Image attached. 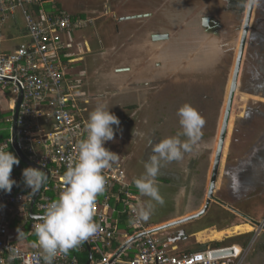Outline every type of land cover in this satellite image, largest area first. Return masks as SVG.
Listing matches in <instances>:
<instances>
[{"label": "rangeland", "instance_id": "obj_1", "mask_svg": "<svg viewBox=\"0 0 264 264\" xmlns=\"http://www.w3.org/2000/svg\"><path fill=\"white\" fill-rule=\"evenodd\" d=\"M146 1L147 3L149 2L148 5L146 4ZM246 2L247 0H245V4ZM52 4H55L57 6L61 4L63 7L61 6L60 8H67L66 10L69 9L68 11L72 9L73 12L77 11V13H86L89 17H91L89 19L91 21L90 25L92 27L94 26L93 30L97 33V37L101 35L100 38L102 39V41L100 40V44L97 43V48L93 50V53H97V56H95L94 59L91 58L92 60H89V57L88 59H84L86 67H88L87 65H90V62L95 67V72H92L90 77L86 78V87L87 90L91 92L90 95L93 100V103L90 104V111H93L98 105H101L104 102L103 101L100 104L97 100L103 98L106 99L107 97H109V104L103 105L107 109H109L111 113L115 114L120 120V131H116L114 139L111 141H107L105 144L106 148L110 151L117 149L123 152L124 155H122L121 152L119 153L122 156L120 157L121 159L118 158L116 162L124 166H133V161H136L133 160L131 162L127 158V155L129 153L136 152V159H139L141 156L144 155L148 156L152 150L150 144H148L150 139L152 138L151 129L156 130L157 127L162 125L163 127L159 129V135H162L163 132H166L165 129H168L171 132L170 137L176 136L178 132L182 131L181 126H177L176 117L175 120H173V122H175L174 124H172L173 122L165 123L161 120H157L158 122L156 121L154 123L149 122L148 124H144V122L138 118L139 113L142 111V105L140 104H143V102L141 99L138 98V96L136 97L137 94L141 96V92L139 91L140 89L137 88L138 86L135 85L130 88H126V85L122 87L123 90L121 91L122 94L120 95L122 96V98L120 97L121 102H116L120 103L118 109V111L120 110L119 112L111 108L116 103L115 101H113L114 98H111L113 94H115V91L108 90L111 87V84H109L108 77L109 70L111 69L110 66L113 65V67H115L118 64V61L123 62L121 58L124 57V55H121V53H126V50H129L127 49V47L132 45V40L130 41L131 43H125V45L123 46L120 45L123 40H126L125 42L128 41L127 38L129 37V35L124 32L125 28L120 26V23H122V21L120 20L119 16L124 15L128 12H142L143 9L145 11L146 9L149 10L150 8L155 12V15L149 20H147V18L137 20L139 21V25H135L133 27L134 30L139 27L140 30L150 29L153 31H165L169 28L172 36H170V40L166 42V45L163 47L164 50H162V52L164 53H158L152 50L150 51L151 55L149 56L152 57L153 61H165V71H167V73L168 71L172 73L174 71H181V69H184L185 62H187V64L189 65L191 63V66L193 64H197L199 61L198 58H200V55L203 54V46H198V42L203 39L205 34L199 26L200 14L213 13L216 15V17L220 18L225 23H227L228 18L232 17L230 14L227 13V10H225L223 7L224 4H226L225 0H52ZM245 4L242 10L243 12L245 10ZM243 12H239L238 15L235 16V20H239L240 23L242 22L244 16ZM115 15L117 17H115ZM254 15L255 10H253L250 25H252L253 20L255 19ZM15 19H18V21L22 22L19 13H16ZM9 22H12V20L8 21V23ZM128 28L130 29V27ZM250 32L251 31L249 28L241 67L239 69L238 87L234 92V96L229 110L228 120L231 119V125L228 121L227 128H229V126L230 128L227 129V133L225 134V139H227V143L226 148L224 144L225 149L223 148L222 151V157L216 181L217 185L214 192V194L218 197L219 200H221V202L225 201L227 203H230V201L228 200L238 199L237 196L242 194V191L248 184L249 196L251 195V198L248 196L249 198L247 197L248 199L246 200L242 197H240V199L238 200H234L237 201L236 205L238 206V208L241 206L243 211L245 212V214L242 215L243 217H239L238 215L237 217H239L238 219H243V221L245 222H247V218L253 217L251 219H254L257 216L256 214H260V204L262 202V197H264V193L260 192V189L256 188L257 185L260 186V183L263 182L261 178L264 174V140L262 137L263 127L258 130L259 122L261 121V119H259L258 117L264 114V89H261L260 91L256 89H252L254 91H251L248 89L249 84H251V80L260 76L264 78V48L262 47L260 42L257 41L256 37H253V34ZM125 35L127 36L126 38ZM89 37L91 38V43L94 45V43L97 41V38L92 35H89ZM137 37L140 38L141 33L134 35L133 39ZM239 37L240 27L237 32L236 38H233V57H235L236 54ZM101 43L102 47H100L99 49ZM103 45L106 46V50H108L107 53H104ZM119 50L121 52L117 53V51ZM131 55L132 56L130 59L134 60H130V62L136 64L135 55L133 53ZM156 55L159 57V59H156ZM161 55L164 58H161ZM138 61L139 60H137V62ZM151 61L152 60H149L148 63H150ZM143 62L144 60L142 61V59L140 58L139 64H142ZM106 63L108 65V68L105 67ZM89 69L90 68H88V70ZM135 69L139 74L140 65L132 67V70ZM146 70L149 71V67ZM230 71L231 70H229V72ZM98 80L102 85H99ZM154 80L155 82L153 87H143V89L147 90V95L149 93L150 95H152L150 96L151 100L149 102L156 99V94L153 93L154 91H157L156 93L159 94V92H163L164 90L167 91L169 87L174 88V85H170V81L165 82L164 79V81L162 79L159 80L157 76H155ZM177 81L178 85L185 84L182 80L179 82V80L177 79ZM229 83L230 79H228L225 83V87L222 93L223 100L220 103V107L217 112V118L213 124V130H210L209 133L204 132L205 134L204 137H202V140H200L199 143L197 145H194L193 147V151L196 150L197 153L200 154V158L197 162H203V164L201 166L196 162V170H192L191 173L193 174V176H196V173H201V176H205V181L202 184L203 190L198 193L199 198L203 196L205 197V192L208 189L210 170L212 168L211 164L213 162L214 157L213 150L215 149L214 145L216 146V139L219 135L221 122L227 103L226 98L228 94ZM183 87H186L187 89L192 88V91L190 93L186 92L184 88L179 89V91L183 95L188 94L190 97H193V99L195 98L194 104L199 106L200 104H198L197 99L198 90L196 89V87H194V85L188 84L183 85ZM93 92L96 94H93ZM83 94H85V92ZM85 96L86 94L84 95V97ZM132 97H134V101L129 99H132ZM134 102H136L137 104H133ZM127 104L128 106H126ZM133 105L136 107L134 108ZM163 108L159 107L158 109L161 110ZM199 109L202 110L203 108L200 107ZM248 110L250 111L249 115L251 118L248 120L249 123H244V126H246L245 128L241 124V122L244 119ZM131 112L132 114H130ZM163 119L166 118L163 116ZM113 128L115 130L116 126L113 125ZM216 129H218L217 134ZM235 133L238 134V138L236 137L237 139L233 140L235 138ZM208 136H211L210 140L206 139ZM180 139L184 141L187 138L181 136ZM134 148L136 150H133ZM257 158L258 162L256 160ZM168 163L167 168L163 167L161 171H163L164 175L168 176V180L171 181V183H169V185H171V188H168L167 186V190H165V192L167 191V193H169L170 195V201L168 194L164 191V194L159 193L163 199V203L151 200L150 198V203L152 207L148 219L146 221L148 223H154L155 221L162 219L163 217H165L164 215H167L168 211H171L173 209H177L180 212L181 204H183V202H186L185 196H189L190 194H192L193 189L190 188L191 183L186 181V179L192 176L191 174H189L187 163L180 167L177 165V163ZM173 169H175L176 171ZM142 173L143 171L141 170V168L136 169L137 175H141ZM252 183L256 184L254 188ZM228 186H232V188H229V191H225V195L221 192L220 197L218 195L220 189L225 188V190H227L226 187ZM235 192L239 195H237ZM177 203H179L178 207L176 206ZM214 206H216L214 208V211H218L219 209H221L219 208L218 204H214ZM247 215H250L251 217H247ZM241 220L238 221L241 222ZM254 220L257 219L255 218ZM171 221L172 220H169L165 223H169ZM200 224H202L201 221L195 220L192 224L189 225L190 228H187L189 231L194 232L201 228ZM174 227L175 226H172L170 228L175 229ZM171 232L172 230L168 229L161 230L159 231V235L167 236L170 235ZM252 233L253 235L251 236L250 240H253L254 237L256 238L257 231L255 232L253 230ZM188 241H193V238H189Z\"/></svg>", "mask_w": 264, "mask_h": 264}, {"label": "built area", "instance_id": "obj_2", "mask_svg": "<svg viewBox=\"0 0 264 264\" xmlns=\"http://www.w3.org/2000/svg\"><path fill=\"white\" fill-rule=\"evenodd\" d=\"M38 1L0 0V85L17 98L21 96L16 123L17 147L30 162L47 169L43 191L57 190L55 198L47 194L37 198L36 208L43 213L44 207L57 199L64 188V173L75 162L79 141L86 138L88 120L83 116L85 108H82L80 89L67 83L63 68L53 58L57 52L71 47V43L62 40L61 33L70 29L72 22L66 15L44 13L42 9L34 14L27 9V4ZM14 10L22 13L28 39L16 49L4 51L1 49V22ZM75 23L81 24L80 21ZM8 143H0V146H8ZM103 175L105 189L110 185L117 186L114 195L118 198L122 193L123 196L114 206L110 204L109 195H104L101 200L100 194L97 196L93 219L99 229L87 241L101 253L100 264H243L250 242L245 247L224 245L182 252L177 251L169 239L158 240L155 238L157 232H151L132 211L137 207L136 194L127 181L124 168L112 164L103 170ZM14 177L19 175L12 169L10 178ZM22 189L25 191L13 186L10 193L0 191V264H35L34 257L41 251L39 248L22 249L7 238L12 220L17 217V208L29 199L30 188L23 186ZM112 214H126L132 220L133 231L125 238L134 237L127 246L133 255L124 260L113 259L111 254L102 251L117 237ZM37 222L30 223L31 230ZM263 226L261 222L254 231L262 230ZM40 264H44L42 259ZM53 264H75V258L69 259L66 254L58 253Z\"/></svg>", "mask_w": 264, "mask_h": 264}, {"label": "crops", "instance_id": "obj_3", "mask_svg": "<svg viewBox=\"0 0 264 264\" xmlns=\"http://www.w3.org/2000/svg\"><path fill=\"white\" fill-rule=\"evenodd\" d=\"M37 3H39L40 5H43L42 12L53 13L56 11V8H57L59 11H61V13H60L61 16L62 15L68 16L70 18V21L72 22V27L70 29L64 30L61 33V35L63 37L62 40L68 41L69 43H71V47H68L62 51L57 52L53 58L63 68L67 83L72 85V87H74L75 89H80L82 95L85 92V94H86L85 97L84 96L82 97V95H81V104H82V108H85L83 116L88 120L89 114L91 112L90 111V104L93 103V100H92L91 95H90L91 92L89 90H87V87H86V85H87L86 78L87 77L89 78L90 75L92 74V72H95V70H94L95 67L93 66V64L91 62H90V65H87L88 67H86L85 63H84V59L85 58L88 59V57H89V60H92L95 58V56H97V53H93V50L97 48V46H98L97 43L100 44V40L102 41V39L100 38L101 35H99L97 37V33L93 30L94 26L92 27L90 25L91 21L89 19L91 17H89L86 13H84V12L77 13V11L73 12L72 9H70V11H68L69 9L66 10L67 8L62 9V8H60L62 6L61 4H59V6L52 4V0H39ZM26 6H30V5L27 4ZM27 9L29 10V7H27ZM29 11L32 12V10H29ZM16 13H19L22 22L18 21V19L17 20L15 19ZM60 14H57V15H60ZM79 15H81V16H79ZM124 15L119 16L120 20L122 21V23H120V26L125 28L124 32H126V34L129 35V37L127 38V40H128L127 42H125L126 40H123V42H121L120 45L123 46V45H125V43H131V42H132V45L127 47V49H129V50H126V53L125 52L121 53V55L122 54L124 55V57L121 58V60L124 63L118 61V64L115 67H113V65L110 66L111 69L109 68L110 70H109V74H108L109 76L108 77H109V84H111V87L108 90H114L115 91L114 92L115 94H113V96L111 98H114L113 101H115V103H116V102H121L120 97L122 98V96H120V95L122 94L121 91L123 90L122 89L123 86L126 85L127 86L126 88H130L133 85L138 86L137 88L140 89L139 91L141 92V96L139 94H137L136 97L138 96V98L141 99L143 102V104H140V105H142V111L139 113L138 118L141 119L144 122V124H148L149 122L154 123L157 120L162 121L163 116L165 118L166 117L168 118V116H167L168 113L166 112L165 108H163V107H165V105L162 104V103H164V96H165L164 91L159 92V94L156 93L157 91L156 92L154 91L153 93L156 94V99L149 102L151 100L150 96H152V95H150V93L147 95V93H146L147 90L143 89V87H147V88L153 87L154 82H155V80H154L155 76H157V78L159 80L164 79L165 82L168 80L169 73H167L164 69V64L166 65V62L165 61L163 62V60H159V61L155 62V61H153L152 57L149 56V55H151L150 51L153 50L154 46H159V52L158 53H164V52H162L161 49L166 45V43L161 42V41H160L161 43L151 41L150 34L153 32V30H150V29L140 30L139 27H138L139 29L136 28L134 30L133 26H135V25L138 26L139 21H137V19H126L125 18L126 16H124ZM73 17H74V19H73ZM115 17H117V16L115 15ZM10 20H12V22L8 23V21H10ZM78 21L81 22L80 25H76L75 22H78ZM1 23H2L1 24V33L3 36V42L1 44L2 50L11 51L13 49H16L20 45V43L27 41L28 37L26 35V27H25L24 18L22 16V13L19 10H14L13 12L8 13L7 16L4 18V20H2ZM128 27H130V29ZM88 29H89V31H88ZM93 31H94V34H93ZM139 33H141V37L140 38L137 37V38L133 39L134 35H137ZM89 35H92V36L97 38L96 39L97 41L94 43V45L91 43V38L89 37ZM126 37L127 36L125 35V38ZM98 38H99V40H98ZM100 47H102V43H101V46H99V49H100ZM103 49H104V53H107L108 50H106V46H104ZM120 50L117 51V53L121 52ZM130 50H131V53H130ZM122 51H124V50H122ZM132 53L136 57V59H135L136 64H133L130 62V60H134V59H130L132 56L131 55ZM162 57L163 56L161 55V58ZM140 58L142 59V61L144 60V62L142 64H139ZM156 59H159V57L157 56ZM137 60H139V61L137 62ZM149 60H152V61L150 63H148ZM138 64L140 65V71H139L140 73L139 74L137 73L136 69L132 70V67H134L136 65L139 66ZM154 64H156V67L154 66ZM107 66L108 65L106 63L105 67L108 68ZM105 67H104V69H105ZM148 67H149V71L146 70ZM88 68H90L89 69L90 71L88 70ZM88 71H89V73H88ZM98 82H99V85H102L99 80H98ZM78 83H79V85L77 87L74 86V85H77ZM93 94H96V93L93 92ZM97 94H100V93H97ZM94 96H97V95H94ZM153 97H154V94H153ZM157 97H158V100H157ZM18 98L16 95L12 94L8 88H4L0 85V134L2 132H4V130L7 131V133H8L7 140L4 139V141H0V143L6 142V141L9 142L6 150H8V147H11L15 155H16V151H15L14 147L12 146V127H13V116L15 113V107H16ZM129 99L134 101V97H132V99L131 98H129ZM97 101H99L100 104H101V102L104 101L103 104L107 105V104H109V97H107L106 99L105 98L99 99ZM103 104H101V105H103ZM119 104L120 103H116L111 108L113 110L115 109V111L119 112L120 111V110L118 111ZM128 104H130V103H128ZM128 104L126 106H128ZM133 104L136 105L137 103L134 102ZM133 107L135 108L136 106L133 105ZM159 107L163 108V109L159 110L158 109ZM193 107L197 111L200 110L199 109L200 107L197 108V107H195V105ZM199 113H200V111H199ZM130 114H132V112ZM175 116H176L177 126L179 127L180 126L179 118L177 115H175ZM258 118L261 119V121L259 122V129H261L263 127L262 128V137L264 140V114ZM173 120H175V117L172 118V121H170V123H172ZM174 123L175 122H173L172 124H174ZM5 124H7L8 126L5 127ZM227 124H228V122H227ZM159 129H161V128L156 129L157 136H159V132H160ZM153 130L154 129H152L151 131H153ZM217 131H218V129H216V134H217ZM154 132H155V130H154ZM134 133H135V131H134ZM226 133H227V128H226ZM132 135H133V133H132ZM202 137H204V135ZM214 138H216V137H214ZM206 139L210 140L211 136H208ZM160 140H161V138L157 139L156 135L154 133H152V138L150 139L151 144L159 142ZM217 140H218V138L216 139V146L214 145V147H215V149L213 150L214 153H215V150L217 147ZM150 141L148 144H150ZM105 144H106V142H105ZM105 144H104V147L106 148ZM151 144H150V146H151ZM133 150H136V149L134 148ZM112 152L119 155V158L122 155H124L123 152H121L120 150H117V149L112 150ZM120 152L122 155L119 154ZM150 154H151V152H150ZM149 155L148 156L144 155V156H141L140 158L138 156L139 159H136V156H137L136 152L129 153L127 155V158L131 162L133 160L136 161V162L133 161V166L132 165L131 166H127V165L124 166L118 162H115L116 164H119L120 166H122L125 170L127 181L132 185L131 188H132L133 192L136 194L137 207H140V206L147 207L148 204H151L150 198L147 196L141 195L133 183L135 178H138L145 173L144 162L148 160ZM199 158H200V154L197 153L196 150L193 151V148H192L191 152L189 151V152L183 153L182 159H180L178 161L177 160L171 161V163H175V164L177 163V165L179 167L183 166L185 163H187V165H191V167L195 168V166H196L195 163L199 160ZM161 163H162V167L160 169V173L157 176L156 180H157V187H158L159 193L164 194L165 190H167V186H168V188L169 187L171 188V185H169V183H171V181H169L168 180L169 177L165 176L163 171H161L163 167L167 168L169 163L167 161H162ZM197 164H199V162H197ZM36 166H37L36 168H38L42 171H44V170L47 171V169L40 167L39 165H36ZM211 166H212V164H211ZM26 167H30V166H28L26 164ZM137 168H141V170L143 171V173L141 175L136 174ZM12 169L14 171V174L19 175V177H14L13 180L16 181V184H14L13 186L16 187L17 190H24V189H22L23 186H26L24 183L23 176H22V171L24 168H19L17 165H13ZM173 170H175V169H173ZM47 175H48V171H47ZM216 185H217V182L215 183V189H216ZM252 185L254 188V186L256 184L252 183ZM200 188H202V185L200 186ZM226 188H227L226 191H229V188H232V186H228ZM256 188L260 189V192L264 193V181L262 183H260V186L257 185ZM116 189H118L117 186L110 185L107 189H105V191L102 194H100L99 200L103 199L104 195L107 194V196L109 195L111 197V203L110 204L112 206L116 205L117 203H119V201L121 200V197L123 196V194L121 193V195L117 198L114 195V191ZM29 191H30L29 199H27L21 207L17 208V217L12 220V223L9 227V231L7 234L8 240L12 241L15 245L19 246L20 248L28 249V250L38 248L36 246L37 245V243H36L37 237L34 234V230H31V228H30V223L33 221H39L38 217L43 214L40 211H38L36 208L37 198L39 196H41L42 194H47L53 198H55L57 196V190H55L54 188L50 191L45 192V191H43V187H41V189L39 190L36 197H35L36 193L33 194L31 189H29ZM200 191H202V190H200ZM206 192H207V190H206ZM206 192H205V197L203 196L201 198H199V195H194L193 193L190 194L189 196H185L186 202H183V204H181V211H182V212L180 211L181 213L179 212V210L173 209L171 211H168L167 215H164L165 217H163L162 219H160L158 221H155L154 223L146 222L148 218L147 219L140 218V219L144 224L146 223L145 225H148L149 229H152L154 227H159L160 225H163L165 222H167L169 220L173 221V220H176L179 218H183V217L192 215V214H194V213H196L202 209L203 205L205 204V200H206ZM165 193H167V191ZM167 194H168L169 201H170V195H169V193H167ZM223 194L225 195V192H223ZM184 195H185V193H184ZM237 195H239V194H237ZM248 196H249V186L247 184L246 187L244 188V190L242 191V194L237 196V198L240 199V197H242V198H245V200H246L251 195L249 197ZM263 198L264 197H262V202L260 204V212H259L260 214H256L257 216L255 217L257 220H254L255 218L251 219L253 217H251L250 215L249 216L247 215V217H251V218H247V220H246L247 222L243 221V219L242 220L238 219L239 217H243L242 215L245 214L242 207L240 206L238 208V206L236 205L237 201H234V200H238V199L228 200V201H230V203L229 202L227 203L225 201L221 202V200H216V199L213 201L211 199L206 211L202 215H200L198 218L184 222L181 225L175 226L174 227L175 229L168 228V230H172V232L170 235H167V236L159 235V231H158L157 233H155V238H157L158 240H166V237H167V239H169L170 241H172V238H173L175 240V241H172L173 246H175L177 248V251H182V252H187L189 250L197 251L201 245H207V247H220V246H224V245H237V246L243 247V246L247 245V243H248V242H246V238L244 236L250 235V238H251V236L253 235V233H252L253 230H256L257 226L260 225L261 222H263V225H264V200H263ZM231 201H233V202H231ZM214 204H218L219 208H221V209H219L218 211H214V208L217 206V205L214 206ZM176 206L178 207L179 203H177ZM237 215L239 217H237ZM111 219H112V223L116 226L117 237L115 238V240L112 241V244L110 247H104V248H102V251L105 253L111 254V257L113 259L124 260V259L131 257L133 255V251L130 249H127V246L129 244H127L125 246V243L128 241V238H125V235L130 234V232L126 229L131 228L133 231V227L131 225L132 220L126 214H112ZM144 220H145V222H144ZM195 220L201 221V223H202V224H200L201 228L197 231H194V232L189 231L188 230V228H190L189 225L192 224ZM231 220H233L234 222L226 225L224 228L217 227L218 224H222V223H225V222H228ZM238 220H241V222H236ZM209 222L212 223L211 227L207 226L209 224ZM240 224H248L252 227V230L247 231V232L243 231V232L233 233L231 235L225 234L222 238L217 239V240L216 239H209V238L203 239V238H199L197 236V234L199 232L210 229V228L211 229L214 228L217 231H223V230L233 228V227L240 225ZM164 230H166V229H164ZM257 232H258V234H256V238L254 237L253 240L252 239L250 240V238L248 239V241H251L252 243H250V250H249L243 264H264V226H263L262 230H259V228H258ZM19 233H20V235H19ZM178 236H180L181 238L176 239V237H178ZM189 238H193V241H188ZM243 239H244V241H243ZM216 242L219 243L220 246H214L215 245L214 243H216ZM66 255L69 259L75 258V264H100L99 262L101 259V253L99 251L95 250L93 248V245L89 244L87 240L82 242L81 244H79L75 248L70 249Z\"/></svg>", "mask_w": 264, "mask_h": 264}, {"label": "clouds", "instance_id": "obj_4", "mask_svg": "<svg viewBox=\"0 0 264 264\" xmlns=\"http://www.w3.org/2000/svg\"><path fill=\"white\" fill-rule=\"evenodd\" d=\"M179 124L182 128L176 136L161 139L151 144V154L144 162L145 173L135 178L133 183L143 196L163 203L157 187V176L162 161L171 162L183 158V153L192 150L202 139L204 118L188 103L177 109ZM113 125L116 126L114 130ZM119 118L104 105H98L90 112L85 125L86 138L78 143V155L64 173V188L57 199L45 207L43 214L34 224V234L38 239L36 245L41 251L34 257L35 264H53L58 253L67 254L89 237L97 233L99 224L93 219L94 206L99 194L105 191L103 170L110 168L119 155L104 147L105 142L114 139L115 132L120 131ZM181 136L187 139L182 141ZM7 146H0V191L10 193L16 181L11 179L13 165H19V159ZM24 183L33 194L46 183L44 171L26 167L22 171ZM152 205L133 207L137 218L147 219ZM19 231V230H18ZM20 235V233H19ZM14 251V250H13Z\"/></svg>", "mask_w": 264, "mask_h": 264}, {"label": "flooded vegetation", "instance_id": "obj_5", "mask_svg": "<svg viewBox=\"0 0 264 264\" xmlns=\"http://www.w3.org/2000/svg\"><path fill=\"white\" fill-rule=\"evenodd\" d=\"M225 3L226 4H224L223 6L224 9L227 10V13L232 16L228 18L227 23L223 22L220 18L216 17V15L213 13L200 14L199 26L205 34H204L203 39L198 42L199 44L198 46H203L204 48V51L202 52L203 54L200 55V58H198L199 60L198 63L193 64L191 66V63L189 65L187 64V62H185L184 63L185 68L181 69V71H174L172 73L168 71L169 79L167 81H170V85H174V88L169 87L167 91L164 90L165 96H164V103L162 104L165 105L164 108L166 112L168 113L167 114L168 118L166 117V119H163L162 122L170 123V121H172V118L176 117L175 115H177L176 114L177 109L180 106H182L184 103H188L192 107L195 105L194 104L195 98L193 99V97H190L188 94L183 95L179 91V89L184 88L186 92L190 93L192 91V88L187 89L186 87H183V85L188 84V85H194V87H196V89L198 90L197 99H198V104L200 105L199 106L195 105V107L203 108L202 110H199L200 115L205 120V125H204V128L202 129L203 135L205 134L204 132L209 133L210 130L211 131L213 130V124L217 118V112L220 107V103L223 100L222 93L225 87V83L227 82L228 79H230L231 81V75L233 71L234 58H235L233 57V50H234L233 38H234V35L236 38V35L238 32V30H236L237 27L238 28L240 27V31H241V25L243 23V19H242V22L240 23L239 20H235L236 19L235 16H237L239 12H243L242 10L245 4V0H225ZM146 4L148 5L149 2L147 3L146 1ZM245 5H247V2ZM245 9H246V6H245ZM253 10H255V15H254L255 19L253 20L252 25H250L251 20L249 22L246 39H247L248 31L250 28V31H251L250 33L253 34V37H256L257 41H259L262 47L264 48V0H254ZM253 10H252V13H253ZM138 13L149 14L148 16L143 17V19L147 18V20H149L155 15V12L150 8L149 10L146 9L145 11L143 9L142 12H128L124 16H129V15L138 14ZM243 13H245V10ZM202 16L212 17L214 20H218L221 23V26L216 29L217 33L213 32V30L207 32L205 31V29H203V27L201 26ZM251 17H252V14H251ZM153 32L168 33V38L166 40L161 41L164 43L168 42L170 40V36H172L169 28L165 31L154 30ZM246 39L244 43L243 53L245 49ZM153 50L155 52H159V46H154ZM161 50H164V49L162 48ZM241 62H242V58H241ZM154 66L156 67V64H154ZM240 67H241V64H240ZM229 70L231 71L229 72ZM237 76H239V72ZM177 79L179 80V82L181 80L184 81L185 84L178 85ZM263 79L264 78L260 76V77H257L251 80L250 81L251 84H249L248 89L251 91H254L252 89H256L259 91L261 89H264ZM237 87H238V78H237ZM249 110L247 111L244 119L241 122L243 126H244V123L245 124L249 123L248 120L251 118L249 115L250 114ZM162 127L163 126L161 125L157 128H162ZM154 130L151 132L156 135L157 139H160V138L163 139L164 137L167 138L170 136V130L168 129H165L166 132H163V134L159 136H157V131L155 130L154 132ZM237 135L238 134L236 133L234 134L235 138L233 140H236L238 138ZM256 160L258 162V158ZM199 164L202 166L203 162L202 163L199 162ZM187 168H188L189 174H191L192 176L186 179V181L191 183L190 188L193 189L192 193L194 195H198L200 190H203V188H200V186L205 181V176L204 177L201 176V173L199 174L196 173L197 175L193 176L191 171L196 170V169L194 167H191V165H187ZM210 175H211V170H210ZM225 191H226L225 188L223 189L221 188L220 191L218 192V195L221 197L220 193L221 192L223 193ZM214 192H215V187L212 192L213 201L215 199L216 200L218 199V197L214 194ZM249 242L252 243L251 241H248V243Z\"/></svg>", "mask_w": 264, "mask_h": 264}, {"label": "water", "instance_id": "obj_6", "mask_svg": "<svg viewBox=\"0 0 264 264\" xmlns=\"http://www.w3.org/2000/svg\"><path fill=\"white\" fill-rule=\"evenodd\" d=\"M253 1L254 0H248L247 1L245 13H244V18H243V23L241 25L239 43H238V46H237V49H236V54H235V58H234V65H233V71H232V75H231L229 91H228V94H227V103H226V106H225V111H224V115H223V118H222L221 127H220V130H219V135H218V140H217V147H216V150H215V153H214V157H213L211 175H210V179H209L208 189H207V192H206L205 204L203 205L202 209L199 210L198 212H196V213H194L192 215L183 217V218H179V219L173 220V221H171L169 223H165L163 225H160L159 227H154V228L150 229L151 232H158L160 230L168 229V228H170L172 226H178V225H180V224H182L184 222H187V221H190V220L198 218L200 215H202L206 211L210 200L213 198L212 192H213V189L215 187L217 175H218V172H219V165H220L221 157H222V149H223V144H224V139H225V132H226V128H227L226 126H227V122H228V118H229L228 116H229L230 105L232 103L233 94H234L235 90L237 89V78H238L237 75H238L240 64H241V58H242V55H243V48H244V43H245V39H246L247 30H248V27H249V22L251 20V14H252V10H253ZM148 15L149 14H147V13H138V14H133V15L126 16L125 18L126 19H133V18L134 19H140V18L146 17ZM201 26L207 32L213 30V32L217 33L216 29L221 26V23L218 20H214L212 17L202 16L201 17ZM236 30H239V28L237 27ZM234 37H235V35H234ZM167 38H168V33H165V32H163V33H161V32H152L150 34V39L153 42H160V41L166 40ZM20 99H21V96H19V98L17 100V104H16V107H15V113H14V116H13L12 146L14 147V149L16 151V155L20 159H22L28 166L36 168L37 166L35 164H33L32 162H30L23 155V153L17 147V143H16V123H17V112H18V105H19ZM44 172L47 175V171L44 170ZM38 192H36L35 197L37 196ZM133 238L129 239L125 243V246L127 244H129L132 241ZM180 238H181L180 236L176 237V239H180ZM172 241H175V240L172 238Z\"/></svg>", "mask_w": 264, "mask_h": 264}, {"label": "trees", "instance_id": "obj_7", "mask_svg": "<svg viewBox=\"0 0 264 264\" xmlns=\"http://www.w3.org/2000/svg\"><path fill=\"white\" fill-rule=\"evenodd\" d=\"M29 7V10H32V12L35 14V13H38V11L40 10V9H42L43 8V5H40L39 3H37V4H33V5H30V6H28ZM61 13V11H59L57 8H56V11L55 12H53V14H60ZM79 16H81V15H79ZM73 19H74V17H73ZM8 125L7 124H5V127H7ZM7 137H8V133H7V131H5L4 130V132H2L1 134H0V141H4V139L5 140H7ZM8 150L10 151V152H12L13 154H14V152H13V150H12V148L11 147H8ZM15 155V154H14ZM16 156V155H15ZM17 157V156H16ZM18 158V157H17ZM19 159V158H18ZM19 161H20V163H19V165H17L19 168H25L26 167V164L21 160V159H19ZM263 162H264V160H263ZM261 180L262 181H264V174H263V177L261 178ZM234 221L233 220H231V221H228V222H225V223H222V224H218L217 225V227H219V228H224L226 225H228V224H230V223H233ZM236 222H239V221H236ZM208 223V222H207ZM122 225V224H121ZM212 225V223H210L209 222V224L207 225V226H211ZM126 230H128L130 233H131V231H132V229L131 228H127ZM245 238H246V242H248V239L250 238V235H246V236H244ZM236 240V239H235ZM215 245L214 246H220L219 245V243H214ZM207 247V245H201L199 248H198V250H203V249H205ZM187 252H191V250H189V251H187Z\"/></svg>", "mask_w": 264, "mask_h": 264}, {"label": "bare ground", "instance_id": "obj_8", "mask_svg": "<svg viewBox=\"0 0 264 264\" xmlns=\"http://www.w3.org/2000/svg\"><path fill=\"white\" fill-rule=\"evenodd\" d=\"M229 85H230V83H229ZM228 91H229V87H228ZM228 121H229V124L231 125V119L228 120ZM229 128H230V126H229ZM229 128H227V129H229ZM226 143H227V139H224L225 148H226ZM224 144H223V148H224ZM222 151H223V149H222ZM250 230H252V227L250 225H248V224H240V225H237V226H235L233 228H230V229H227V230H223V231H217L214 228H212V229L210 228V229H207V230L199 232L197 234V236L199 238H203V239L209 238V239H216L217 240V239L222 238L225 234L231 235L233 233H238V232H243V231L247 232V231H250Z\"/></svg>", "mask_w": 264, "mask_h": 264}]
</instances>
